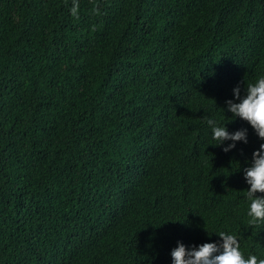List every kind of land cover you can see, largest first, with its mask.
Listing matches in <instances>:
<instances>
[{"label":"trees","instance_id":"1","mask_svg":"<svg viewBox=\"0 0 264 264\" xmlns=\"http://www.w3.org/2000/svg\"><path fill=\"white\" fill-rule=\"evenodd\" d=\"M76 2L0 0V264H172L219 231L264 259V140L226 104L264 76V0Z\"/></svg>","mask_w":264,"mask_h":264},{"label":"clouds","instance_id":"2","mask_svg":"<svg viewBox=\"0 0 264 264\" xmlns=\"http://www.w3.org/2000/svg\"><path fill=\"white\" fill-rule=\"evenodd\" d=\"M78 3L74 0L71 13L77 19ZM234 96L239 102L227 100V108L234 117H239L247 121L254 129L258 138L264 140V76H260L254 83H250L246 88V95L241 97L239 85L233 89ZM207 124L212 128L213 139L219 146L225 141H231L223 148L228 152L235 148L237 141L247 143V129H240L229 132L226 126H217L214 119L208 118ZM244 177L250 187L245 193L250 202L247 216V226H257L264 223V196L257 193H264V143L259 145L252 154V161L249 167L244 168ZM222 238V242H206L198 247H186L182 242H177L178 246L171 251L172 264H264V259L258 258L254 254H249L245 258L241 251L238 238L225 231L216 232Z\"/></svg>","mask_w":264,"mask_h":264}]
</instances>
